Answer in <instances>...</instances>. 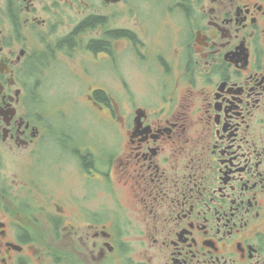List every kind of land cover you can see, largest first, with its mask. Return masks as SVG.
Masks as SVG:
<instances>
[{
	"label": "flooded vegetation",
	"instance_id": "af4514ba",
	"mask_svg": "<svg viewBox=\"0 0 264 264\" xmlns=\"http://www.w3.org/2000/svg\"><path fill=\"white\" fill-rule=\"evenodd\" d=\"M0 264H264V0H0Z\"/></svg>",
	"mask_w": 264,
	"mask_h": 264
},
{
	"label": "rangeland",
	"instance_id": "374dc122",
	"mask_svg": "<svg viewBox=\"0 0 264 264\" xmlns=\"http://www.w3.org/2000/svg\"><path fill=\"white\" fill-rule=\"evenodd\" d=\"M67 79V78H66ZM66 83V80H63V79H59V86L61 87V88H65L66 87V85H64ZM59 96H60V94H59Z\"/></svg>",
	"mask_w": 264,
	"mask_h": 264
}]
</instances>
